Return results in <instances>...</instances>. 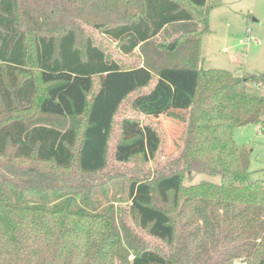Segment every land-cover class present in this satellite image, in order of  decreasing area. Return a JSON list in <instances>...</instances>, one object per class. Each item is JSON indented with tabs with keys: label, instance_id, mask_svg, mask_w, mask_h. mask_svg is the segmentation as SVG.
<instances>
[{
	"label": "trees",
	"instance_id": "trees-1",
	"mask_svg": "<svg viewBox=\"0 0 264 264\" xmlns=\"http://www.w3.org/2000/svg\"><path fill=\"white\" fill-rule=\"evenodd\" d=\"M219 4L0 0V264H264V180H250L233 137L264 123V75L203 69ZM95 33L121 55L139 48L144 71ZM105 74L132 87L98 109ZM164 75L179 97L159 88ZM176 100L186 115L171 114L185 125L175 157L158 163L159 131L128 116L112 144L123 106L156 117ZM198 174L220 182L184 184Z\"/></svg>",
	"mask_w": 264,
	"mask_h": 264
},
{
	"label": "rangeland",
	"instance_id": "rangeland-1",
	"mask_svg": "<svg viewBox=\"0 0 264 264\" xmlns=\"http://www.w3.org/2000/svg\"><path fill=\"white\" fill-rule=\"evenodd\" d=\"M94 38L103 45L105 52L123 67H139L138 71H144L143 58L139 48H136L131 55L124 56L117 52L113 43H110L98 33L94 34ZM157 40H161V37ZM201 55L203 69H224L230 71L236 77L264 75V0H220V4L210 11L209 31L203 36ZM142 77V73L137 72L136 75L134 72L131 79L137 82ZM145 78L147 76L141 80V83ZM102 80L103 89L100 94L98 109L113 106L132 87L130 85L126 88L124 85L127 81L126 74H119L115 77L105 74L102 75ZM155 83L156 79L152 81L153 85ZM163 83L171 87V91L175 92L176 97L180 96V93L175 91L177 86L169 76H163L159 88L162 87ZM260 89L264 93V87H260ZM168 110H170L168 115L166 111L156 117H149L140 112L132 111L127 108L126 104L115 117L112 144H115L118 139V122L122 117L128 116L137 119L142 125H154L159 131L163 154L159 156L158 163L163 164L170 157H175L182 146L185 125L178 119L173 118L171 114L185 117L186 104L185 102L178 104V100H176L175 104ZM262 129H264V123L251 124L237 127L233 133L234 140L247 161V170L251 181L264 180V131H261ZM110 163L111 166L116 169L120 168L121 171H128L129 168L135 166L132 162L126 164L115 163L112 159ZM203 181L218 184L220 179L218 176L211 177L198 174L192 178L185 177L184 184H198ZM112 194L113 192L109 195L110 199ZM115 207L124 209L126 204ZM139 234L152 245H162L161 242L155 241L142 233ZM233 264L245 263L242 260H235Z\"/></svg>",
	"mask_w": 264,
	"mask_h": 264
}]
</instances>
